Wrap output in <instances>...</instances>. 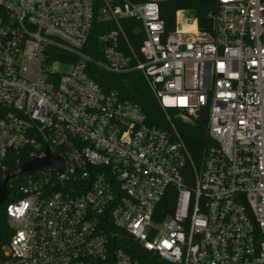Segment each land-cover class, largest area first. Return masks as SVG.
<instances>
[{"label": "built area", "instance_id": "built-area-1", "mask_svg": "<svg viewBox=\"0 0 264 264\" xmlns=\"http://www.w3.org/2000/svg\"><path fill=\"white\" fill-rule=\"evenodd\" d=\"M167 1L0 0V180L46 151L63 163L7 182L0 264H147L118 232L157 264H264V0H213L206 29L180 8L171 31ZM95 20L98 60L82 52ZM89 64L139 73L165 127ZM204 117L194 161L173 119Z\"/></svg>", "mask_w": 264, "mask_h": 264}, {"label": "trees", "instance_id": "trees-1", "mask_svg": "<svg viewBox=\"0 0 264 264\" xmlns=\"http://www.w3.org/2000/svg\"><path fill=\"white\" fill-rule=\"evenodd\" d=\"M138 1V0H135ZM96 6H99V0H95ZM199 19V26L201 29H206L202 23L206 15L213 10V0H168L160 7L161 18L165 22L167 31H171L174 28V14L175 11L180 8H194ZM97 17V13H96ZM126 22H123V25ZM100 23L95 20V25L91 31L88 41L83 48L82 52L92 57L94 60H98L101 54V48L98 43L100 32ZM109 26H104V29ZM132 45L136 51L140 46V41L132 36L131 32H127ZM54 59L62 60L64 57L66 61L75 62V57L71 55H63L61 52L54 50ZM88 77L97 83L105 92H117L122 99L130 100L137 104L144 113L147 123L153 126L165 127L166 120L164 114L160 110L154 97L145 85L141 75L137 72L126 75H113L103 71L101 68L94 64H89L86 69ZM170 115L172 112L169 113ZM172 116V115H171ZM175 127L184 141L190 157L194 161H198L203 153L205 147L209 144V140L206 136V120L205 117L200 119L194 124H186L178 119H173ZM29 159L22 158L21 164L26 163ZM115 244L123 251L127 252L134 259L140 260L147 264H157L155 257L150 253L145 252L135 241L125 237L121 232H118ZM151 259V260H150Z\"/></svg>", "mask_w": 264, "mask_h": 264}, {"label": "water", "instance_id": "water-1", "mask_svg": "<svg viewBox=\"0 0 264 264\" xmlns=\"http://www.w3.org/2000/svg\"><path fill=\"white\" fill-rule=\"evenodd\" d=\"M42 166H55L60 172L63 171V163L60 159L52 157L48 151H46V156L40 160H34L29 163L23 164L20 167L8 172L0 180V204H2L6 198L7 190L6 184L15 176H18L25 172H30L39 169Z\"/></svg>", "mask_w": 264, "mask_h": 264}, {"label": "rangeland", "instance_id": "rangeland-1", "mask_svg": "<svg viewBox=\"0 0 264 264\" xmlns=\"http://www.w3.org/2000/svg\"><path fill=\"white\" fill-rule=\"evenodd\" d=\"M59 70L62 72V71H65L67 69L66 68H60Z\"/></svg>", "mask_w": 264, "mask_h": 264}]
</instances>
